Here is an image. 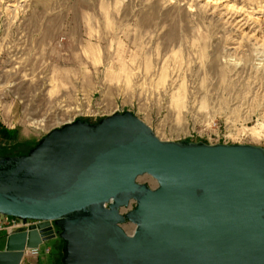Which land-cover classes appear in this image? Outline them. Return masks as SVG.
<instances>
[{"label": "rangeland", "instance_id": "374dc122", "mask_svg": "<svg viewBox=\"0 0 264 264\" xmlns=\"http://www.w3.org/2000/svg\"><path fill=\"white\" fill-rule=\"evenodd\" d=\"M126 111L162 141L264 149V0H0V153Z\"/></svg>", "mask_w": 264, "mask_h": 264}, {"label": "water", "instance_id": "95a60500", "mask_svg": "<svg viewBox=\"0 0 264 264\" xmlns=\"http://www.w3.org/2000/svg\"><path fill=\"white\" fill-rule=\"evenodd\" d=\"M0 215L41 221L2 236L0 264L56 239L61 264H264V149L162 141L128 111L75 120L0 156Z\"/></svg>", "mask_w": 264, "mask_h": 264}, {"label": "built area", "instance_id": "2783aa9c", "mask_svg": "<svg viewBox=\"0 0 264 264\" xmlns=\"http://www.w3.org/2000/svg\"><path fill=\"white\" fill-rule=\"evenodd\" d=\"M133 208H134V202L129 201L128 205L126 207H122L120 211L122 213H126L132 210ZM40 223L41 221H38V220L26 219L23 221V220L14 218V217L0 215V234H3L5 236L7 234H11L15 232H29L33 229H37V226ZM121 226L127 234H131L135 227L133 224L129 222H125ZM38 253H39V248L26 249L24 251V256L25 257H37L39 255ZM46 253H48V249Z\"/></svg>", "mask_w": 264, "mask_h": 264}, {"label": "crops", "instance_id": "0c3cea01", "mask_svg": "<svg viewBox=\"0 0 264 264\" xmlns=\"http://www.w3.org/2000/svg\"><path fill=\"white\" fill-rule=\"evenodd\" d=\"M0 250L3 249L4 246V240L2 239V234H0ZM54 241L56 240H52L50 242H48V253H46L44 256L42 257H25L22 260L21 264H58L57 260L54 259L53 257V249H52V245L54 243ZM51 253V254H50Z\"/></svg>", "mask_w": 264, "mask_h": 264}, {"label": "trees", "instance_id": "16d2710c", "mask_svg": "<svg viewBox=\"0 0 264 264\" xmlns=\"http://www.w3.org/2000/svg\"><path fill=\"white\" fill-rule=\"evenodd\" d=\"M17 136L18 134L16 130L8 129L7 127L0 124V145L3 144L4 141H17L18 140ZM0 150H2L1 147ZM23 154L25 153L18 152L14 154H7L1 152L0 156H15V155H23ZM60 263H61V258H60Z\"/></svg>", "mask_w": 264, "mask_h": 264}]
</instances>
